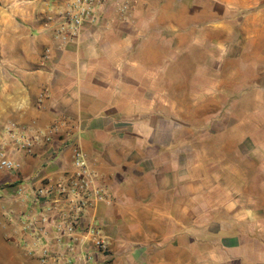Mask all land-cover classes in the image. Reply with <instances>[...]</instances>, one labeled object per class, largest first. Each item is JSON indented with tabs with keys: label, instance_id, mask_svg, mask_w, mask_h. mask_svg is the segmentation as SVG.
<instances>
[{
	"label": "crops",
	"instance_id": "crops-1",
	"mask_svg": "<svg viewBox=\"0 0 264 264\" xmlns=\"http://www.w3.org/2000/svg\"><path fill=\"white\" fill-rule=\"evenodd\" d=\"M72 1L0 0V264H50L23 225L75 149L111 201L79 220L109 259L72 260L264 264V0H93L58 36Z\"/></svg>",
	"mask_w": 264,
	"mask_h": 264
},
{
	"label": "built area",
	"instance_id": "built-area-1",
	"mask_svg": "<svg viewBox=\"0 0 264 264\" xmlns=\"http://www.w3.org/2000/svg\"><path fill=\"white\" fill-rule=\"evenodd\" d=\"M93 2V0H73L71 10L66 12L57 26L56 34L58 36L62 32L74 34L81 25L91 22L94 17ZM72 166L74 172L71 178L47 183L30 195L31 204L40 209V214L37 217L27 218L23 229L41 239L44 246L50 239L58 248L53 252L45 247L41 249L38 256L41 263L93 264L94 256L88 251H84L82 257H72L73 260L67 255L68 251L73 250V244H79V234L82 239H86L87 236L90 238L89 242L94 253L109 259L108 244L100 236L96 226L89 225L85 230H81L79 220L82 212L93 203H108L111 200L103 188L92 187L95 174L88 167L86 158L77 149L73 152ZM0 167L7 171H15L18 166L12 160L2 157ZM2 192L0 188V197Z\"/></svg>",
	"mask_w": 264,
	"mask_h": 264
},
{
	"label": "rangeland",
	"instance_id": "rangeland-1",
	"mask_svg": "<svg viewBox=\"0 0 264 264\" xmlns=\"http://www.w3.org/2000/svg\"><path fill=\"white\" fill-rule=\"evenodd\" d=\"M255 154H253L252 155V176H257V177H259V176H263L262 174H261V170L258 168V166H255L256 165V162H258L257 161V159L255 158ZM252 191H253V198L254 199H256L257 198V200L258 201H260V196H262V198H263V196H264V185H262V186H260V185H255V184H253L252 185ZM262 202H263V200H262Z\"/></svg>",
	"mask_w": 264,
	"mask_h": 264
}]
</instances>
